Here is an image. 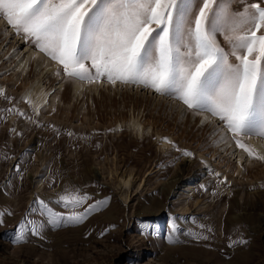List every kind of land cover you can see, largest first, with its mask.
Masks as SVG:
<instances>
[{"label": "rangeland", "instance_id": "374dc122", "mask_svg": "<svg viewBox=\"0 0 264 264\" xmlns=\"http://www.w3.org/2000/svg\"><path fill=\"white\" fill-rule=\"evenodd\" d=\"M241 7L231 0L233 10ZM6 27L0 17V88L12 98L0 96V211L12 213L0 224V264H264L262 161L230 138L222 142L223 130L213 127L218 121L201 125L203 117L175 99L57 77L54 62L27 60L34 48ZM31 97H44L45 104L36 109L26 102ZM13 107L39 126L7 111ZM253 139L264 137L244 138L257 154ZM231 150L234 163L224 159ZM240 158L250 168L248 180L229 172L227 180L226 167L217 170L225 164L234 170ZM65 188L90 194L88 204L110 200L79 225L46 226L43 238L14 242L34 197H55ZM197 234L209 238L193 239Z\"/></svg>", "mask_w": 264, "mask_h": 264}, {"label": "snow or ice", "instance_id": "6c2138e0", "mask_svg": "<svg viewBox=\"0 0 264 264\" xmlns=\"http://www.w3.org/2000/svg\"><path fill=\"white\" fill-rule=\"evenodd\" d=\"M241 3L233 10L231 0H0V17L8 26L5 32L10 28L34 48L33 60L54 62L57 77L130 85L175 99L202 116L201 125L218 121L213 127L223 130L222 142L230 138L235 148L264 160L244 143L245 137H264V0ZM0 96L12 99L2 88ZM7 111L39 126L20 109ZM10 132L21 135L15 128ZM183 155L193 154L183 150ZM15 169L21 172L19 164ZM55 183L53 178L49 188ZM89 200L91 195L78 188L47 199L36 195L14 242H27L29 235L43 238L46 226L79 225L106 207L110 197ZM11 214L0 211V224ZM178 220H173V233L179 231Z\"/></svg>", "mask_w": 264, "mask_h": 264}, {"label": "bare ground", "instance_id": "6f19581e", "mask_svg": "<svg viewBox=\"0 0 264 264\" xmlns=\"http://www.w3.org/2000/svg\"><path fill=\"white\" fill-rule=\"evenodd\" d=\"M28 54H27V60H29V59H31L32 58V56L33 55H38L35 51H34V49H32V48H28ZM8 58H10V56L8 57ZM42 59H46L47 60V58H42ZM39 60H41V58L39 59ZM46 62V61H45ZM20 64H23V62H20ZM25 66V65H24ZM22 72L24 71V69H22L21 70ZM73 89H75V91H77V89H78V86H75ZM27 97H29V96H27ZM31 102H33V104H34V106H35V108L36 109H39L40 108V106H42V105H44L45 104V98L44 97H41V98H39V99H36V98H34V97H31V100H30ZM140 125V124H139ZM138 128L139 127H141V126H137ZM140 129V128H139ZM138 129V130H139ZM140 131H141V129H140ZM139 131V132H140ZM252 143H253V145H254V148H255V151L257 152V154H259V155H264V142L263 141H261V140H255V139H253L252 140ZM229 154V155H228ZM228 154H226L225 155V160H228V162H233L234 163V161L236 160V156H235V150H231V152L230 153H228ZM231 155V158L230 157H228V156H230ZM228 158H230V159H228ZM260 161H262L263 163H262V165H260V166H263V168L261 169L263 172H264V160H260ZM236 163V162H235ZM218 164H221L222 165V163L221 162H219ZM244 162H243V160H242V158H240L239 160H238V162H237V165H235V169L233 170V169H231L230 168V166L229 165H227V164H225V165H222V166H220L219 168H217V170H219L221 167H226V169H225V171L224 172H222L223 173V177H225L227 180H229L230 178L228 177V173L227 172H229V173H231V174H233V177H236V178H238V179H240V180H248V173L250 172V168H248L247 170H245V168H244ZM254 168H258V166H254ZM217 173H218V171H217ZM130 181H131V178L130 179H125L124 180V182L126 183V184H129L130 183ZM245 185L247 186V187H249V184L248 183H245Z\"/></svg>", "mask_w": 264, "mask_h": 264}]
</instances>
